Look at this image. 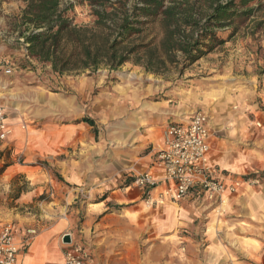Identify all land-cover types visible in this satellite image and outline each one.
Here are the masks:
<instances>
[{
    "label": "rangeland",
    "instance_id": "374dc122",
    "mask_svg": "<svg viewBox=\"0 0 264 264\" xmlns=\"http://www.w3.org/2000/svg\"><path fill=\"white\" fill-rule=\"evenodd\" d=\"M25 1L0 0V96L4 94L1 99L7 111L26 114V121L20 122L24 130L37 122L69 129L70 124L86 117L94 121V126L86 123L87 128L78 132V135H84L83 140L59 156L64 159L71 155L74 159L89 162L83 168L95 177L90 182L92 197L87 198L80 191L74 201L69 200V206L79 210V229L87 220V201L98 202L99 192L94 185L98 181L97 175L103 170L113 173L111 170L124 155L119 150L125 136L118 127L119 119L124 122L146 105L154 109L163 105V109L155 110L157 115L171 114L172 118L178 119H186L196 110H204L212 121H223L225 129L231 130L237 128L241 120L243 125L248 123L259 129L264 139V6L234 36L230 37V28L225 29L222 33L225 43L207 53L178 79L176 73L159 75L132 62L114 71L102 67L95 72L85 70L64 74L56 73L50 65L31 58H28L30 64L27 63V49L16 31V22ZM73 1L76 3L75 22L92 24L93 16L86 0ZM68 3L63 1V5ZM156 31L157 27L152 33ZM8 67L13 68L11 74L6 73ZM11 126L13 130L15 125ZM227 135L225 133V138H232ZM13 150H8L3 161L0 160V213L20 208L21 194L30 187L23 175L6 171L8 165L41 163L56 180L63 179L57 167L46 158L28 160L25 151ZM69 171L72 175V167ZM129 178H123V181ZM227 203L226 197L225 207ZM159 212L138 213L139 218L152 214L153 228L139 229L136 238L128 233V239L133 241H124V235L119 231L104 241L97 240L96 233L87 238L84 233H79L77 242L86 246L93 264L97 261L98 264H112L115 256L127 252L145 258L147 251L148 256H153L154 264H183L185 240L181 244L178 239L182 236L201 237V232L190 228L161 229L157 222L164 216ZM141 220L145 221L144 218ZM150 236H153V245L149 247L151 241L146 238Z\"/></svg>",
    "mask_w": 264,
    "mask_h": 264
},
{
    "label": "crops",
    "instance_id": "0c3cea01",
    "mask_svg": "<svg viewBox=\"0 0 264 264\" xmlns=\"http://www.w3.org/2000/svg\"><path fill=\"white\" fill-rule=\"evenodd\" d=\"M2 97L0 104L4 106ZM161 109L163 105L155 109L146 105L124 122L119 119L118 127L125 134L119 150L124 155L111 170L113 173L103 170L97 175L98 181L94 185L99 192L98 202L87 201V220L79 229V210L71 208L69 200L74 201L80 191L83 196L92 197L90 182L95 177L83 168L89 162L74 159L71 155L64 159L59 156L83 140L84 135L80 136L78 132L87 128L86 122L72 123L69 129L37 122L24 130L20 122L26 121V114H16L5 108L8 122L15 126L0 149V160L3 161L5 153L15 147L13 151H25L28 160L46 158L63 178L56 180L41 163L7 166L6 171L23 175L30 185L21 194L20 208L0 213V222L14 223L18 241L31 236L28 246L20 250L16 264H66L68 246L72 240L78 241L79 233H84L86 238L96 233V239L104 241L121 231L124 241H133L128 239V233L136 238L139 229L153 228L152 214L138 217V213L150 210H158L164 216L157 222L161 229L190 228L201 232V237L182 236L178 239L181 244L185 240L183 264H264V139L261 131L248 123L243 125L241 120L233 131L225 129L223 121H212L206 111L196 110L203 111L209 118L208 155L215 176L227 183L241 181V185L236 193L227 195L226 207L225 202L213 204L196 191L179 202L148 207L144 190L127 182L151 171L159 181L156 190L170 184L156 166L157 149L164 144L170 124L186 122L191 117L178 119L172 118L171 114L157 115L155 110ZM225 133L232 138H225ZM69 167L73 169L72 175H69ZM79 167L81 169L76 170ZM125 174L130 178L123 181L127 178ZM249 179L258 181L249 182ZM69 184L72 190H69ZM31 231L35 233L31 234ZM152 239L153 236L146 238L151 241L149 247L153 245ZM135 255L127 252L115 256L112 264H154L148 251L145 258Z\"/></svg>",
    "mask_w": 264,
    "mask_h": 264
},
{
    "label": "trees",
    "instance_id": "16d2710c",
    "mask_svg": "<svg viewBox=\"0 0 264 264\" xmlns=\"http://www.w3.org/2000/svg\"><path fill=\"white\" fill-rule=\"evenodd\" d=\"M63 1H25L16 31L27 63L31 58L64 74L114 71L132 62L178 79L225 43V29L234 36L264 6L263 0H86L93 16L89 25L75 22L73 0ZM82 121L94 126L91 118Z\"/></svg>",
    "mask_w": 264,
    "mask_h": 264
},
{
    "label": "built area",
    "instance_id": "2783aa9c",
    "mask_svg": "<svg viewBox=\"0 0 264 264\" xmlns=\"http://www.w3.org/2000/svg\"><path fill=\"white\" fill-rule=\"evenodd\" d=\"M12 67L6 69L11 74ZM209 118L203 111L194 112L186 122L170 124L165 141L157 149L156 166L170 181L156 190L159 181L151 171L134 178L133 184L145 194L148 206L179 202L196 191L216 205L226 203V197L238 191L241 181L227 183L215 176L209 159ZM5 107L0 104V149L12 133ZM256 182L258 180H248ZM156 193V194H155ZM155 195V196H154ZM35 233L34 231L30 232ZM31 236L20 242L15 236L12 221L0 222V264H16L20 250L25 249ZM66 264H93L90 253L82 242L71 241L65 254Z\"/></svg>",
    "mask_w": 264,
    "mask_h": 264
}]
</instances>
